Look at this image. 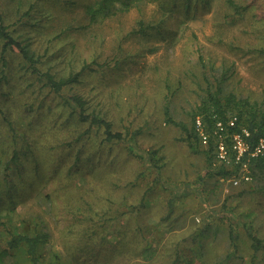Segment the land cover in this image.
<instances>
[{"label":"rangeland","instance_id":"1","mask_svg":"<svg viewBox=\"0 0 264 264\" xmlns=\"http://www.w3.org/2000/svg\"><path fill=\"white\" fill-rule=\"evenodd\" d=\"M86 1L0 0L15 34L51 57L42 69L55 65L66 75L95 63L61 98L26 72L18 51L6 53L0 249L10 237L7 224L46 230L39 251L62 264H241L224 261L233 230L250 264L244 229L249 224L264 239V192L251 190L246 169L196 184L204 160L163 121L162 109L165 84L176 116L197 101L198 50L227 69L230 90L264 101V0H131L94 23L85 17ZM31 2V15L22 14ZM74 93L123 139L105 140L99 127L80 120L63 99ZM137 128L141 134H127ZM23 248L6 264H29Z\"/></svg>","mask_w":264,"mask_h":264},{"label":"trees","instance_id":"2","mask_svg":"<svg viewBox=\"0 0 264 264\" xmlns=\"http://www.w3.org/2000/svg\"><path fill=\"white\" fill-rule=\"evenodd\" d=\"M130 1L87 0L84 3L83 11L88 23H94L103 16L111 14L117 6V8H127ZM229 2L233 3V1ZM233 4L235 8H240L239 5ZM34 8L35 5L31 2L27 8H20L19 11L30 16ZM20 37L21 35L15 34V30L7 23L5 13L0 11V65L3 74H5L8 62L6 53L16 50L21 56L26 72L37 77L44 86L55 91L62 98L65 87L79 83L85 71L95 70L91 67L92 64H95L93 62L83 63L78 69L70 68L71 71L66 75H58L59 72L56 69L53 71L56 68L55 65H48L46 69H42V64L51 57L47 56L45 52L46 59H44L43 54L32 50L29 38ZM197 58L203 70V80L197 83V101L184 111L183 117L176 116L175 109L172 107L174 91L168 90L170 86L165 84L167 90L162 109L163 121L176 127L181 132V138L189 150L203 158V172L197 177L196 184L203 185L214 178L228 180L238 174L240 170L246 169L251 178V190L264 192V148L255 152V147L261 139H264V101L230 90L226 85L227 69L216 67L213 62L205 59L199 50ZM219 70L221 71L219 72ZM1 78L7 79V75L5 74ZM179 85L181 86V83ZM2 95L4 96V93ZM63 99L66 104L73 105L80 120L87 122L90 127H99L105 135V140L120 141L123 139L120 132L113 130L111 121L106 119L104 114L96 112L95 107L87 103L81 95L74 93ZM232 119L233 124H230ZM127 131L130 136L141 134L140 128L135 129L132 133L128 129ZM235 134L240 135L246 146L240 155L237 149L233 148ZM221 146H223L222 152L224 153L220 151ZM13 150L11 163H15L19 156V152ZM245 191L244 189V191L238 192ZM231 212L229 210V213ZM4 226L10 237L6 246L0 249V264H6V257L13 258L17 251L21 252L20 246L24 247L23 254L29 264H62L57 257L43 259L39 250L49 238V233L43 228L24 231L19 227H10L7 224ZM244 232L252 250L250 264H264V239L260 238L249 224L245 225ZM237 236V233L230 230L229 240L232 249L227 252V259L224 261L232 258L243 264L245 259L239 252Z\"/></svg>","mask_w":264,"mask_h":264},{"label":"built area","instance_id":"3","mask_svg":"<svg viewBox=\"0 0 264 264\" xmlns=\"http://www.w3.org/2000/svg\"><path fill=\"white\" fill-rule=\"evenodd\" d=\"M230 124H233V119L230 121ZM220 128H222V127H220ZM233 139H234L233 148L237 149L238 154L240 155L242 153V151L246 148V146L244 145L239 134H235ZM220 148H221L220 149L221 153H224V152H222L223 146H221ZM263 148H264V139H261L260 142L258 143V145L255 147V152H259ZM221 155L223 156V154H221Z\"/></svg>","mask_w":264,"mask_h":264}]
</instances>
